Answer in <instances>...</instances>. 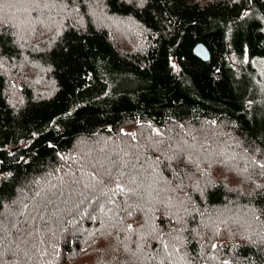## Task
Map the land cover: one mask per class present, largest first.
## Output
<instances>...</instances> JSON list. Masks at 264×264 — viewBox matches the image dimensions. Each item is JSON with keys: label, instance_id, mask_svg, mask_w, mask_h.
I'll return each mask as SVG.
<instances>
[{"label": "trees", "instance_id": "trees-1", "mask_svg": "<svg viewBox=\"0 0 264 264\" xmlns=\"http://www.w3.org/2000/svg\"><path fill=\"white\" fill-rule=\"evenodd\" d=\"M95 2L104 14L89 15ZM142 2L0 0L2 225L25 200L0 230L1 264H264V0ZM129 20L147 32L141 51L117 46ZM17 72L46 94L25 85L12 106ZM213 123L245 144L247 188L239 165L232 184L187 151ZM227 207L256 227L215 215Z\"/></svg>", "mask_w": 264, "mask_h": 264}, {"label": "rangeland", "instance_id": "rangeland-1", "mask_svg": "<svg viewBox=\"0 0 264 264\" xmlns=\"http://www.w3.org/2000/svg\"><path fill=\"white\" fill-rule=\"evenodd\" d=\"M17 1L18 0H16V2ZM122 1H125L126 3L131 4V5L133 4L136 7H142L144 5V2H142V0H122ZM233 1H236V0H233ZM86 8L88 11L91 12L89 15H102L105 12V8L100 3H96V2L92 5V7H91V5H86ZM22 10L23 9L21 8L19 10V12H17V13L19 15H22L24 13V11H22ZM75 11L76 10L73 9L72 12L69 14H72ZM45 13L41 14L40 17L45 18ZM4 15L7 16V14H4ZM8 16H10V15H8ZM254 16H257L256 13L254 14ZM38 21L39 20L36 19L30 23L36 24V23H38ZM27 22H29V21H27ZM72 23L77 24L78 21L74 20ZM118 23L121 24L123 29L125 30L124 33H122V30H123L122 27L121 26H118V27L115 26V33L120 35V39L122 41V43H119L117 45L119 48H122V50H124V51H130V52L141 51L144 49L145 46H147L149 44L150 40L147 39V37H146L147 32L141 26H139L138 23L130 21V20L127 22L118 21ZM102 26L105 27L104 25H102ZM114 41H116L115 38H114ZM172 63H173L174 68H176L175 63L174 62H172ZM27 66H29V65H27ZM257 66L259 67V69L261 71L264 70V63L263 62H259L257 64ZM15 67L12 66V68H10V70L16 72L18 70L17 68H19V67L18 66H15ZM22 70H24V69H22ZM39 71L41 74L46 72V70H43V71L39 70ZM33 79H35L34 76H32L31 79H28L26 77L21 76L19 74V72H17L14 76H11L8 74V87L11 89V91H10V94H7V98H8V101L10 102V104L12 106L15 105L17 107L23 101V98H24V95H22L23 90L20 88L21 87L24 88L25 85H27L28 87H30L32 89L31 90L32 96L34 98H40L46 94L45 89H43V87H41L38 83L33 82ZM262 80H264V77ZM201 127L202 128L199 130L200 134L207 137L210 143L201 145L198 142L199 144H197V146H195V145L194 146H188L187 145V148H188L187 151L193 152L194 154H198L202 158V160L205 159L206 163L211 165L217 174H219L221 177H224L227 180L230 179L232 184L235 183L231 179V176H230L232 173H234V170L232 168V162L235 165H239V168L236 170V175L238 178H237V182H236V184H234V186H238L237 183L240 182V185L243 183V187L247 188L246 184H248V182L244 183V181H242V179L244 176V170L248 165H245V162L243 163V161H242L243 155L241 153L239 154L237 152V149H239V148L244 149L245 144L242 143L237 138H234V134H232V132L230 131V127L228 126V128H225L224 124L213 123L208 127L204 126V125H201ZM162 131H163L165 136H168V135H170L169 133L174 132V127L173 128L167 127V128L162 129ZM147 132L148 133L146 134V138L150 139L153 134L151 132L149 133L148 130H147ZM210 133H212V134L210 135ZM210 137L214 141L210 140L209 139ZM193 138H194V134H193ZM184 142H185V140L182 141V143H184ZM185 144H188V143H184V145ZM211 149H212V151H211ZM207 155H210V156H207ZM257 167L258 168L255 169V171H254V175L256 178H261L264 175V166H261V167L257 166ZM154 183H156V182H154ZM154 183L151 184L152 185L151 188H150V185L146 189L141 188V191L144 190L145 196H148V192L152 193V192L157 191L159 189V187ZM42 184H43V181L41 182V185ZM138 190H139V188H138ZM24 202H25V200H24ZM24 202H18V204H11L10 208L6 209V211L4 213L5 218L3 217V219H2L4 226L2 225V223L0 221V230L3 233L7 232L9 228L11 230L15 227L13 225L8 226V227H6V226H7L8 221L12 215H14V219H16L17 216L19 215V213H16V214L13 213L12 209L15 207H18L19 205H22ZM145 203H147V202L145 201ZM137 205H138V203H136V202L132 203L133 207H135ZM140 206H141V204L139 205V207ZM147 206H148V204H147ZM147 206L145 204V205H142L141 207L145 208ZM221 209H220L221 211L216 212L215 215L217 217H223V219H226V217L235 218L237 221H246L248 223V225L251 226L252 228L256 227L255 222L251 219L254 216V214H250L249 208L248 209H243V208L240 209L237 207V208H235V210H233V209L227 207L225 209L224 208H221ZM237 210H239V212H237V214H236L235 211H237ZM10 238H11V236H10ZM23 244H25V243H23ZM0 253H1V251H0ZM1 262H2V260L0 259V264H1ZM170 264H174V263H170Z\"/></svg>", "mask_w": 264, "mask_h": 264}, {"label": "water", "instance_id": "water-1", "mask_svg": "<svg viewBox=\"0 0 264 264\" xmlns=\"http://www.w3.org/2000/svg\"><path fill=\"white\" fill-rule=\"evenodd\" d=\"M193 54L196 58L203 62H208L210 59V54L203 44L195 45V47L193 48Z\"/></svg>", "mask_w": 264, "mask_h": 264}]
</instances>
